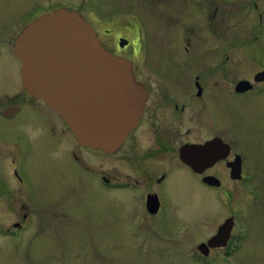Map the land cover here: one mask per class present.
<instances>
[{
	"label": "flooded vegetation",
	"instance_id": "obj_1",
	"mask_svg": "<svg viewBox=\"0 0 264 264\" xmlns=\"http://www.w3.org/2000/svg\"><path fill=\"white\" fill-rule=\"evenodd\" d=\"M248 1L251 23L245 26V33L241 36L245 39L239 40L232 34V40L224 48L217 46L215 50L212 47L213 56H204L202 53L192 57L194 59L189 66L183 64L185 70L194 66L191 73H168L171 68L167 63L158 65L156 57L138 56L145 41L137 40L130 44L125 39L127 44L120 46V39L124 38L119 37L115 45L109 46L99 36L97 29L106 19L96 6H89V0H80L79 3L73 0H53L25 8L11 31L17 27L15 33L20 34L35 20L59 9L79 14L93 29L100 45L108 53L129 62L135 82L143 88L144 104L141 115L122 145L117 151L108 153L77 143L59 115L29 94L23 88L22 81L16 101L11 102L3 94V101H0V123L14 121L18 116L26 114L25 119L35 117L41 126L38 129H27L28 136L19 133L6 136L0 132V157L4 161L0 169L7 175L9 188H13L7 190L11 194L8 209L13 219L0 213L6 218L5 221L0 220V234L22 241L25 233L33 228L35 219L44 230L43 220L47 223V218L57 215L59 184L54 204L43 209L34 197L32 188L38 187L28 172L29 145L37 139H44L56 148L54 156H59L65 162L61 164L63 169L66 170L72 164L79 171L83 163L87 187L91 188L90 179L95 180L101 188V196L108 193L118 200L119 195L132 193L136 198V219L150 220L148 232L155 239L169 238L174 228L168 221L172 188H176L170 176L194 178L198 186L213 191L214 200L223 208L222 213L225 215L222 214L221 225L227 220L231 225L226 245L223 249L208 248L206 259L211 254L223 257L235 255L248 238L242 211L250 210L261 196V189L255 183L256 174L246 168L243 151L237 149L231 140L233 136L229 126L233 127L230 122L234 119L233 110L225 109L226 104H235L233 100L238 99V104L241 101L250 111L245 113L244 128L248 134L244 135V139H259L251 133L264 128V0ZM11 31L0 32V55L15 58L21 80L20 63L14 53L18 35L12 42L8 37ZM214 43L217 45L219 41L215 40ZM179 44L180 50L187 55L192 47L191 41L184 40ZM129 45L131 48L128 56L121 55L126 54L125 49ZM1 65L2 73L8 71V68H3L2 62ZM221 104L224 108L222 116L219 113ZM253 119L254 125L251 123ZM207 145H211L212 149L206 155L185 153L191 147ZM98 156L103 164L96 170L90 161L92 157ZM59 171L64 173L61 168ZM219 171L226 181L218 175ZM233 183L237 186L231 185ZM235 187L237 190L233 194L231 189ZM179 188L189 186L179 184ZM128 203L119 201L121 208H125ZM108 204L112 205V202L108 201ZM208 240L200 242L198 246L206 244Z\"/></svg>",
	"mask_w": 264,
	"mask_h": 264
},
{
	"label": "rangeland",
	"instance_id": "obj_2",
	"mask_svg": "<svg viewBox=\"0 0 264 264\" xmlns=\"http://www.w3.org/2000/svg\"><path fill=\"white\" fill-rule=\"evenodd\" d=\"M49 1L53 0H0V32L11 31L25 8ZM73 1L79 3L80 0ZM89 6H96L105 17L97 29L109 46L115 45L119 37L130 44L145 41L138 56L156 57L158 65L167 63L171 68L168 73L193 72L194 66L185 70L183 64L189 66L192 57L202 53L213 56L212 47L215 50L217 46L224 48L232 40V34L244 40L241 36L245 33V26L251 23L248 0H89ZM16 29L8 35L12 42L19 35L15 33ZM184 40L192 43L187 55L179 48V43ZM215 40L219 41L217 45ZM130 48L129 45L126 54L121 55L128 56ZM0 62L5 70L8 68L4 73L0 69V101H3V94L11 102L16 101L22 88L18 62L14 57L1 55ZM233 101L234 105L225 106L234 114V119L230 120L233 127L229 126L231 140L237 149L243 151L245 166L256 174L255 183L261 189L260 199L250 210L242 211L248 238L235 255L211 254L207 260L209 254L204 257L198 252L196 246L217 233L223 208L214 200L213 191L198 186L194 178L187 176L186 180L183 176H170L176 188H172L168 221L174 228L169 238L155 239L148 232L150 220L136 219V198L132 193L119 195L118 200L108 193L101 196V188L95 180L90 179L91 188L87 187L83 163L79 171L72 164L63 169L61 164L65 162L54 156L56 148L52 143L37 139L29 145L28 172L38 187L32 191L37 204L40 202L45 209L54 204L59 184L57 215L47 218V223L43 220L44 230L35 219L33 228L25 233L22 241L0 234V264H264V128L251 133L258 140L244 139L248 134L244 128L245 113L250 111L241 101L238 104V99ZM223 111L221 104V116ZM25 118L26 114H23L14 121L0 123V132L6 136L16 133L28 136L27 129L40 128L35 117ZM251 123L254 125L255 120ZM90 163L93 169L99 170L103 160L100 156L92 157ZM3 164L0 157V166ZM60 168L64 173H60ZM218 175L226 181L220 171ZM8 181L6 173L0 169V213L13 219L8 209L11 194L7 192L13 188H9ZM179 184L189 188H179ZM231 185L237 186L235 183ZM235 189H231L233 194ZM119 201H127L129 205L121 208ZM0 220L6 218L0 215Z\"/></svg>",
	"mask_w": 264,
	"mask_h": 264
},
{
	"label": "water",
	"instance_id": "obj_3",
	"mask_svg": "<svg viewBox=\"0 0 264 264\" xmlns=\"http://www.w3.org/2000/svg\"><path fill=\"white\" fill-rule=\"evenodd\" d=\"M14 53L23 88L59 114L77 143L108 153L119 149L141 115L143 88L129 62L105 51L79 14L59 9L40 17L18 35ZM230 231L227 220L198 251L206 256L208 248L225 246Z\"/></svg>",
	"mask_w": 264,
	"mask_h": 264
}]
</instances>
